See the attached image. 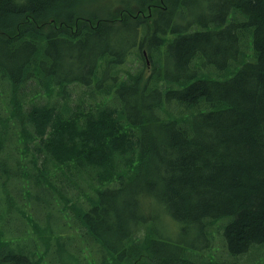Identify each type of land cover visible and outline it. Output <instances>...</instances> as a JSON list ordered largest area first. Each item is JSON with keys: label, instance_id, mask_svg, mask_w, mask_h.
<instances>
[{"label": "trees", "instance_id": "1", "mask_svg": "<svg viewBox=\"0 0 264 264\" xmlns=\"http://www.w3.org/2000/svg\"><path fill=\"white\" fill-rule=\"evenodd\" d=\"M97 1L0 0V264H264V0Z\"/></svg>", "mask_w": 264, "mask_h": 264}, {"label": "rangeland", "instance_id": "2", "mask_svg": "<svg viewBox=\"0 0 264 264\" xmlns=\"http://www.w3.org/2000/svg\"><path fill=\"white\" fill-rule=\"evenodd\" d=\"M110 0H98L95 4H92L94 7L95 6H103V5H106L108 2H109ZM115 5H117V4H115ZM97 7H95V8H97ZM148 64V67H147V69L145 70V72H147V73H149V71H150V66H151V64L148 62L147 63ZM124 69H127V70H131V71H137V70H141V69H143V66H142V63H140L133 55H131L130 57H129V59H128V61H127V63L124 65ZM124 76V75H123ZM81 92V89H79V87H72L71 88V94H72V96H73V98H76V96H78L79 95V93ZM43 102V101H42ZM30 209V206L28 205V210ZM30 212V211H29ZM159 230L158 231H163L161 228H158ZM115 230H117V228H115L113 231H115ZM175 232V230H173V227H171V226H169V229H168V233L167 234H172V233H174ZM70 233V232H69ZM71 234V233H70ZM161 234H164L165 235V233H161ZM141 236H142V234H141ZM187 238L188 237H190V236H186ZM86 252H87V250L85 251V252H83V253H85L86 254ZM216 260H218V261H220V260H223V257H219V256H217L216 255ZM244 264H247V262L246 263H244Z\"/></svg>", "mask_w": 264, "mask_h": 264}]
</instances>
